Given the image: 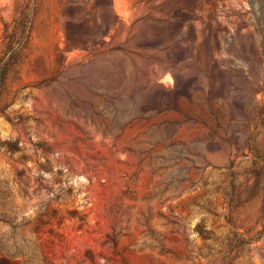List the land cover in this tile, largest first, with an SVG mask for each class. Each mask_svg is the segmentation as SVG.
Listing matches in <instances>:
<instances>
[{
	"label": "rangeland",
	"instance_id": "1",
	"mask_svg": "<svg viewBox=\"0 0 264 264\" xmlns=\"http://www.w3.org/2000/svg\"><path fill=\"white\" fill-rule=\"evenodd\" d=\"M0 264H264V0H0Z\"/></svg>",
	"mask_w": 264,
	"mask_h": 264
}]
</instances>
